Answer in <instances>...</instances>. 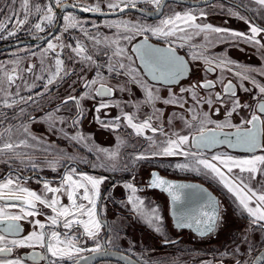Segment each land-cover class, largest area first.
<instances>
[{
    "label": "snow or ice",
    "instance_id": "snow-or-ice-1",
    "mask_svg": "<svg viewBox=\"0 0 264 264\" xmlns=\"http://www.w3.org/2000/svg\"><path fill=\"white\" fill-rule=\"evenodd\" d=\"M102 2L109 10L108 14L115 15L117 12L122 14L127 9H137L145 17L156 15L159 19L156 23H147L144 20H108L103 26L114 28L116 31L111 36H101L99 31L95 35L91 34L84 27L85 21H81L72 13L65 14L61 35L50 34L46 47L40 49L39 74L34 72V64H29L27 68L21 70L20 58L11 61L13 65L11 69L0 63V108L14 109L20 104H28L29 101L35 103L32 95L27 98L22 96L19 85H16L17 80H23L21 71L33 73L36 81L45 80L44 73L48 74L43 85L44 92H38L36 96H44L51 85L75 74L74 69L66 68L65 60L61 58L62 50L69 49L73 55H69L68 60L84 65L81 73L85 70H94V75L90 79L82 75L79 77L85 89L81 95L69 94L61 100L63 106L74 105L75 115L71 119L70 127L79 128L86 117L84 101H97L99 98L93 108L88 110L94 111L93 121L96 124L113 132L123 125L132 129L136 136L149 141V150L136 154L133 163L156 157H183L184 162L174 165L176 169L210 175L234 198L236 208L242 215L246 214L249 221L248 228L241 233L239 243L230 251L234 264H264V239L257 242L250 238L255 232L264 237V84L252 75L257 73L264 76V67L257 69L239 64L226 53L214 56L204 54L207 48L215 46V43H232L238 46L242 42L256 48L264 59V26L252 22L250 18L232 9H229V13L248 26L247 32L201 23L200 21L206 20L208 16V12L203 8L178 11L168 0H102ZM250 2L257 6L255 10L264 17V0ZM15 3L16 0H12V4ZM204 3L209 7H215L209 0H204ZM139 4L150 6L152 11L138 9ZM53 5L57 8L69 7L62 4L61 0H51L44 6L32 4L30 0H21L20 12L11 9L9 15L5 17L8 21L15 19L13 25L15 31H7V36L0 35V39L15 36L28 23L29 16L39 13H43L39 16L40 22L33 25L37 32L45 31L43 26L45 23L54 26L56 14ZM71 7H79L83 12L105 15L101 8V0L91 5L73 4ZM20 13H23L22 19L19 18ZM92 27L98 28L99 25L93 22ZM77 28L88 41L92 42L94 50L92 53L80 39L76 40L74 46L63 41V33ZM6 29L5 22L0 21V33ZM213 34L215 41L212 38ZM199 36H203L204 42L192 44V40ZM153 38L162 41L163 44L152 43ZM186 46L190 49L188 60L179 54V50ZM50 54H54V65L46 63L50 59ZM31 55L36 56L37 53L32 52ZM101 57H106V61L101 62L98 59ZM195 61L206 65L204 72L215 73L219 70V75L216 79L193 80L191 65ZM225 72L231 73L237 83H233L232 80L225 82L223 75ZM145 76L150 77L151 81L167 85V97L162 96L160 89L149 83ZM119 77L126 79L123 83L119 80L115 85L110 83L111 79ZM184 78L189 79L187 87L180 84ZM245 81L252 87L245 86ZM130 85L139 88L144 96L143 100L125 102L131 104L135 109L133 112L124 111L119 101L105 99L113 97L117 91L131 94ZM13 86L17 89L15 92L10 91ZM174 86L179 87V93L174 90ZM217 86L220 91H215ZM35 87V81L31 84L24 81L23 90L31 92ZM238 90L248 94L249 99L242 101ZM189 100L192 102L191 106L185 107ZM157 102L185 110L187 117L180 115L179 119L183 122L186 132L173 131L171 135L165 133L163 125L159 123L164 113L162 109L156 108ZM144 105L151 106L153 111L141 118L139 113ZM205 105L207 110L204 108ZM109 108H120V114L108 117L104 110ZM59 112L60 106L39 119L47 123L52 130L63 133L65 138L78 144L91 140V136H86L80 131L69 136L64 128L57 129V122L62 125L67 123L64 117L57 115ZM244 112L247 115H241ZM221 113L222 120L214 118ZM234 115L240 116L238 123L233 122ZM20 116H25L23 107L19 108L12 119ZM175 118L176 114L168 118L170 126ZM7 119V114L0 112V161L10 165V161L18 160L24 167L37 169L39 165L32 155L18 151L21 148L35 149L44 143L29 127L37 118L26 116L27 122H20L18 125L9 123L4 127ZM154 120L157 121L156 126H153ZM148 131L153 133V136H146ZM157 133L167 138L157 142L154 139ZM33 141L36 143H32ZM124 144L125 141L117 136V146L113 149L95 145L88 147L89 152L96 154V161L90 166L117 171L120 148ZM221 145H226L228 149H239L246 155L236 156L228 151L211 152ZM43 150L48 151V148ZM63 160L89 163L84 157L68 155L61 149L53 160L47 161V165L55 172L62 166ZM124 170H127V165ZM106 179L104 176L97 177L82 172L75 166H67L55 186L44 180L42 190L38 193L26 186V178L13 175L10 166L9 174L0 179V264L28 262L92 264L97 257L119 254L112 252V249L119 247L117 244L119 235L110 230L106 221L101 218L103 214L101 201L105 199L102 196L101 185ZM147 187L160 189L168 194L174 209L175 226L179 229H192L198 235L205 236L216 232L225 223V206L210 194H207L204 203L194 210H185L182 205L177 207L183 199L182 190L193 187L191 185L174 183L152 172ZM123 188L129 193L124 202L125 206H131V211L143 223L164 236V220L159 209L146 207L145 201L137 195L138 190L143 189H138L133 182H125ZM64 198L67 203L64 202ZM44 209L50 210L51 214L44 212ZM39 216H44V220L38 219ZM25 224L29 225L27 230ZM60 227L63 231L58 230ZM87 241H91L92 246H88ZM164 242L174 243L167 238ZM241 245L246 247L242 250ZM121 259L127 260V264H133L123 255Z\"/></svg>",
    "mask_w": 264,
    "mask_h": 264
},
{
    "label": "rangeland",
    "instance_id": "rangeland-1",
    "mask_svg": "<svg viewBox=\"0 0 264 264\" xmlns=\"http://www.w3.org/2000/svg\"><path fill=\"white\" fill-rule=\"evenodd\" d=\"M62 1H69L72 2L73 4H79L81 6L85 5H91L95 4L98 2V0H61ZM51 0H30V3L32 4H40L41 6H44L45 4L50 3ZM20 3L21 0H16L15 5L12 4V0H0V21H4L5 24L7 25V29L0 33V35L7 36V31H15V28L13 25L15 24V19L12 21H8L5 19L10 13L11 9H14L17 12H20ZM173 8H175L178 11H183L189 8H203L205 11L208 12H213L212 16H209L213 21L215 20L214 12H226V8L223 10L216 9L215 7H209L208 5L205 6H185V5H179L177 6L176 3L174 2H169ZM246 7L249 8L251 15L259 22L261 20H264V17L260 15V13L255 10L257 6H255L253 3L250 2V0H245L243 2ZM212 5L219 6L220 2L215 1L214 3H211ZM141 7H149L144 4H139ZM138 5V6H139ZM220 7V6H219ZM229 8V6H226ZM101 8L102 9H107L106 5L102 2L101 0ZM218 8V7H217ZM231 8V7H230ZM229 8V9H230ZM234 10V9H233ZM167 11V9H166ZM237 11V10H234ZM241 15L247 16L238 11ZM67 13H72L75 15L78 19L81 21H85L84 27L88 29V31L95 35L97 31L103 35H108L111 36L116 30L109 29L107 27H104V22L108 20H114V19H127V20H144L147 23H156L158 22V19L152 20L148 17H145L143 15H140L135 12H125L119 15L115 16H110V17H93V16H87L83 15L77 12H74L72 10H67L64 11L61 15V19L59 22V26L56 30V32L53 35H61L62 33V26L64 24L63 16ZM43 13L35 14L29 16L28 23L21 28L15 36L12 37H7L6 39H0V43L6 42V41H11L16 38H24V37H34V36H39L43 34L46 30L52 27V25L48 24H43L45 31L43 32H37L36 29L33 27V25L37 22H40L39 16L42 15ZM210 15V14H209ZM222 16H219L218 18H221ZM19 18H23V13H20ZM95 22L97 25H99L98 28H93L92 23ZM228 21H226L227 23ZM217 23H221V20L218 21ZM219 25V24H217ZM234 27L232 28L231 27ZM216 26V25H214ZM218 27H221L220 25ZM224 28H229L235 31H241V32H247L248 31V26L246 25V28L242 26V22H238L235 24H230V22L227 23V25L223 26ZM215 35V34H214ZM50 38V37H49ZM48 38V39H49ZM47 39V40H48ZM62 39L65 43H71L73 46L76 43L77 39H80L88 48V51L92 53L94 50L92 48V42L88 41L86 37H84L81 33V31L77 29H70L67 33H63ZM47 40L36 47H30V45H21V46H16L13 48H10L8 50L0 52V63H3L5 67L8 69H11L13 67L11 61L16 60L17 58H20V63H19V68L21 70L27 68L29 64H34L35 69L34 72L36 74L40 73V61H39V56H40V49L42 47H46ZM192 43V42H191ZM195 44H202L203 42L199 41H194ZM230 43H215V46H209L207 48V51L204 53L207 56H212L216 51H221L222 53H225V50L227 46ZM239 45H242L245 50L251 51L253 47L251 45L245 44V43H239ZM222 46L221 48H218ZM218 48V49H217ZM239 48V47H237ZM184 51L188 55V59H190V49L188 46L183 48ZM181 49V50H183ZM241 49V47H240ZM57 51H61L60 49H57ZM203 51V49H201ZM238 53L232 54L234 56L233 60L238 62L239 64L242 65H253L254 60L252 59L253 55H249V53L246 55L239 49H237ZM35 52L37 53L36 56H32L31 53ZM236 52V51H234ZM69 55H73L71 51L67 48L62 50V59L65 60V66L68 69H74L75 74L70 75L68 77H65L62 81H58L54 83L53 85L50 86V90L44 95V96H36V93L38 92H44V83L46 82L47 79V73H44L45 80H35V75L33 73H28L21 71V75L23 76V80H17L16 85H19L21 89V95L27 98L29 95H32L34 100L37 101V104L39 101L42 103L41 107V114L42 117L45 115L47 112H51L48 105V102L50 100H55L56 102H60L58 106H60V112L57 113L58 116L63 114V109L65 108L63 105H61V100L62 98L66 97L67 95H81L85 89L82 87V83L80 80V76L82 75L84 78L90 79L94 75V70H85L83 73H81V69L84 68L83 64L80 63H74L73 61L68 60ZM256 55H257V60L261 61V54L256 50ZM54 54H50V59L46 61L47 64L54 65ZM78 59V58H77ZM101 60V62L106 61V57H101L98 58ZM203 63L200 61H195L192 62L191 68H192V79H201V78H208V79H216V76L219 75V70H217L216 74H209L204 71H202L203 68H200L199 66L202 65ZM53 71L55 70L54 67L52 69ZM239 71V69H236ZM107 75V73H105ZM224 76H228L234 79L235 82L237 83L236 78L229 72H225L223 74ZM252 75L255 76V78L261 83V76L258 75L257 73H252ZM125 77H119V78H113L111 79L110 83L115 85L117 83V80H119L120 83H123ZM146 79V78H145ZM27 81L29 84L33 83L35 81L36 87L32 89L31 92L24 89V81ZM75 81V83H73ZM149 83H151L149 81ZM154 84V83H152ZM180 84L182 86L187 87L189 84V79L185 78L180 81ZM157 88L160 89L161 95L164 97H167V85H159V84H154ZM251 84L245 81V86H250ZM131 88V94L128 92H115L113 97L110 98H105L107 100H113V101H119L121 106L124 108V111L127 112H133L135 109L131 107V104L125 103L126 101L131 100L132 102H135L137 100H143L144 96L142 91L135 87L134 85H130ZM17 89L15 86H13L10 91L15 92ZM174 90L179 93V87L174 86ZM240 93H242L240 91ZM242 101L243 96H241ZM185 98L187 99V95L185 94ZM99 98H97V101H92V100H86L84 101V108L86 110V117L83 119L81 122L79 128H73V127H66L64 124H60L57 122L56 126L57 129L59 128H64L66 131H70L72 135H74L77 131L82 132L86 136H91V140H88L84 143V146L92 147L93 145L99 146L101 148H108V149H113L117 146V136L121 137L124 141L125 144L121 146L120 148V155L118 159V165L119 168L117 171H108L110 173H114L115 177L121 178L122 175L124 174L127 176V182H130L133 180V178L140 179L138 175L141 174V172L144 174L143 171L144 169L141 166H144L146 168L150 167V164L156 165L161 171H165V173L169 175H181L183 176H196L201 179H206L209 180L212 177L210 175H205L203 172L200 174H197L196 172L192 171H181L178 170L174 167L176 163H182L184 162L183 157H167V158H161V157H156V158H151L148 160H141V161H136L133 163V157L141 152H145L146 150H149V141L146 140L144 137H138L136 136L133 132L132 129L127 128L126 126H121L116 132L104 129L100 127V125L96 124L93 121V115L94 111H88L89 109L93 108V105L98 102ZM30 104L32 105V101H30ZM44 104V105H43ZM192 102L189 100V103L185 107L191 106ZM24 104L18 105L17 108L22 107ZM71 105V104H69ZM56 106L55 109L58 107ZM33 107V106H31ZM156 108L162 109L163 110V117L159 121L160 124L163 125L165 133L168 135H171L173 131L176 132H186L184 129L183 122L179 119L180 115H184L187 117V113L185 112L184 109L179 108L178 106L174 105H164L161 102L156 103ZM205 110H207V106H204ZM1 109V108H0ZM108 113V117H115L120 114V108H109L104 110ZM153 108L149 105H144L142 107L141 112L139 113L140 117L143 118L145 115L152 113ZM1 112V111H0ZM73 113L75 115V108L73 107ZM173 114H176V117L171 126L168 124V118L172 116ZM16 115L13 114V116ZM103 116V112L101 113ZM242 115V114H241ZM108 117H104L107 119ZM215 119H223V114L221 113L220 116L214 117ZM240 120V116L234 115L233 117V122L237 123ZM15 122H18L14 120ZM25 121H27L25 119ZM11 124V123H10ZM16 124V123H15ZM14 124V125H15ZM19 124V123H18ZM9 125L8 121L5 120L4 122V127ZM157 125V121H153V126ZM44 133H41V136H44ZM146 136H153V133L150 131L146 132ZM159 137V138H157ZM167 137L166 136H161L158 133L155 135L154 139L157 142L165 140ZM80 145H83L81 143ZM216 151H225L224 149H217L213 150L211 152H216ZM209 153V155L211 154ZM94 153V152H93ZM94 156L96 158V154L94 153ZM125 165H127V170H124ZM141 165V166H140ZM171 165V166H169ZM140 168V169H139ZM141 170V172H139ZM163 171V172H164ZM136 173V175L134 174ZM142 174V175H143ZM125 182H123L124 184ZM219 184V183H218ZM220 185V184H219ZM223 189V187H222ZM120 191V189H119ZM222 192L226 194V190L223 189ZM107 192V219H108V226L109 229L112 230L114 233H118L119 239H121L122 244H120L119 239L117 240L118 246L120 248H123L125 251H127L130 255L132 254L134 257L137 259L147 262V264H208V262H211V264H221V261L223 264H234L233 258L230 254V251L234 248V246L239 243L241 233H243L247 228L249 221L247 218L243 219L241 222L239 221H231L229 228L223 229L222 227L218 229L217 234L214 236L210 235L206 238L202 239H196L194 238L190 233L185 232L184 233L181 231L180 234H182V239L174 244H161L158 243L157 237L159 238H165L166 236L172 237L173 235L177 234V232H174L171 228L168 230L164 229L165 235L162 236L159 233L154 237L150 235L149 230L150 229L145 223H143L135 214L134 218L130 219L129 216L127 215H122L118 216L117 214H112L109 209V201L115 202L118 207L121 210H131L129 206H125L124 201L122 199H119V197L112 196L109 193L108 196ZM226 196V195H225ZM130 208V209H129ZM113 210V208L111 207ZM165 217V222H168V218H166V215L163 213ZM226 222L228 220H231L229 213H226ZM234 220V219H233ZM141 225V226H140ZM233 230L228 231L230 228H233ZM148 228V229H146ZM146 229V230H145ZM236 229V230H235ZM179 233V232H178ZM251 239L260 242L264 237H261L259 232H255L251 234ZM245 245H241L242 250L245 248ZM224 253H229L228 255H222ZM102 264H112L110 262H105ZM114 264H120V263H114Z\"/></svg>",
    "mask_w": 264,
    "mask_h": 264
},
{
    "label": "flooded vegetation",
    "instance_id": "flooded-vegetation-1",
    "mask_svg": "<svg viewBox=\"0 0 264 264\" xmlns=\"http://www.w3.org/2000/svg\"><path fill=\"white\" fill-rule=\"evenodd\" d=\"M215 1L220 2V4H218L220 7L219 6H215V8L216 9H220V10H223V9L226 8V12L225 13L224 12H218V11L214 12V16L216 17L215 20H217V21H213L210 18H208L209 16L213 15V12H210L209 13L210 15L208 14L207 19L200 21L201 23H211L212 25H216V26L220 25L221 27H223L224 25H227L228 22H230V24H235V23H238V22H242V26L244 28H246V24L242 20L238 19L236 16H233V15H231L229 13V8L231 7L230 9H232V10L234 9V10H237V11H240V12L244 13L247 16V18H250V19L253 18L254 21L256 22V24H258L260 26H264V20H261V22H259L251 15V12H250L249 8L246 7V5L243 3L245 0H211L209 2L211 4V3H214ZM168 2H173V0H168ZM174 3H176V5H177V6H175L176 8L179 7V5H182V6L183 5H185V6H205L206 5L205 3L190 4V3H186V2H177V1H174ZM221 5L223 7H221ZM227 5L229 6V8L226 7ZM139 7H141V6L139 5ZM141 8L151 9L150 6L147 7V8H145V7H141ZM102 10H106V9H102ZM65 11H67V10H65ZM165 11H166V9H165ZM63 12H61V15H62ZM74 12H77V11H74ZM77 13L83 14L81 12H77ZM135 13H137V12H135ZM55 14H56V20H57L58 19V13L55 11ZM138 14H140V13H138ZM61 15L59 17V22H60V19H61ZM83 15H85V14H83ZM140 15H143V14H140ZM219 16H222V17L218 18ZM93 17H98V16H93ZM148 18H150L152 20L158 19V17H155V18L148 17ZM220 20H221V23H217ZM226 21H228V22L226 23ZM251 21L254 22L253 20H251ZM217 24H219V25H217ZM58 26H59V23H58ZM58 26H57V28H58ZM231 27H232V25H231ZM57 28H56V30H57ZM232 28H234V27H232ZM48 30H46L43 34H45ZM56 30L54 31V33L56 32ZM43 34H41V35H43ZM24 38H27V37H24ZM212 38H213V41H215V35L214 34H213ZM17 39H21V38H16V39H13V40H17ZM137 39H139V37ZM13 40H11V41H13ZM46 40L41 41L42 44ZM195 40L199 41V42H204L203 41V36L195 37L192 40V44H195L194 43ZM11 41H6V42H3V43H0V45L8 43V42H11ZM152 41L163 44L162 41H156L155 38H153ZM38 43H40V42H38ZM33 44H36V43H33ZM24 45H29V44H24ZM18 46H21V45H18ZM238 46H240L241 49H240V47L237 48ZM238 46L230 43L227 46L226 50H225V53L227 54V56L231 57V58H234V56L232 54L238 53L237 49H239L240 51H242L246 55L248 53H249V55H253L252 59L254 60V62H256V63H253V64H259L260 63V60L259 61L257 60L256 51H254V49H252L251 51H248V50L244 49V48H247V47H244L242 45H238ZM221 47L222 46H220L218 48H221ZM11 48H13V47H11ZM6 50H8V49H6ZM2 51H5V50H2ZM2 51H0V52H2ZM234 51H236V52H234ZM179 53L183 54L185 56L186 60H188V55L184 51V49L183 50L180 49ZM219 54H222V50L219 51V52L216 51L212 56L219 55ZM199 67L204 69L206 67V65L202 64ZM261 67H264V59H262V58H261ZM203 69H202V71H203ZM211 74H213V78H214V75L216 74V72L215 73H211ZM227 80H232V78H230L228 76L227 77L225 76V82H227ZM232 81H233V83H236L234 79ZM151 83H153V82H151ZM261 83L264 84V76H261ZM154 84H159V83H154ZM159 85H163V84H159ZM248 87L251 88L252 85H250ZM215 91H220L219 86H217ZM241 92L242 93H240V91L238 90V95L239 96L240 95L243 96V100L244 101L248 100L249 99L248 94L244 93L243 91H241ZM41 103L42 102L39 101V103L37 104V101H35V103L32 102V105H31L30 101H29L28 104H24L22 107L25 108V116H20L17 119H12V117H13V114H15V113H17L19 111V108H17L16 110L15 109H3V108L0 109L1 112H4V113L7 114L8 119L6 121H8V123H11L12 125H14L15 123H16L15 125H18V123H20V122H27V121H25L26 116L36 117L37 121L35 123H31L29 125V127H30L32 133L35 136H37L39 138H42V140L44 142L43 144L38 145V147L35 148V149H33V148H27V149L21 148V149H18V151L27 152L30 155H32V157L35 160V162L39 165V167L37 169H32L31 167H24V166H22L20 164V162L18 160L10 161V165L4 163L3 161H0V179H2L3 177H6L9 174L10 166H11V170L13 171V175L23 176L24 178L27 179L26 186L29 187L30 189L35 190L38 193H40L41 190H42L43 181L47 180V181L50 182V184L52 186H55L58 183V181H59L60 177L62 176L63 172L65 171V167H67V166H75L80 171L86 172L88 174H91V175H94V176H97V177H99V176L107 177V179L105 180V183L101 185L102 196L105 197V199H103L101 201V205L103 207V214H102L101 218L103 220H105L107 225H108V219L106 217L107 216V198H106L107 192L111 193L110 195L119 197V199H122L124 202H126L127 196L129 195V193H128L127 190H125L123 188V182H127L126 180H127L128 177L123 174L122 177L119 178V177H117V175L115 177L114 173L107 172V170H105L103 168H92L90 166V164L92 162H95L96 158H95L93 152H89L88 151V146H84V143H83V145H80V144L76 143L75 141H72L71 139L65 138L63 133L52 130L47 123H43V122L40 121L39 118L42 117V114H41L42 104ZM59 103L60 102H56L55 100H50L48 102V105H46V106L49 107L50 111H54L55 107L58 106ZM31 106H33V107H31ZM64 107L65 108L62 110L63 114L60 115V116L64 117L65 120L67 121V123L64 124V126L67 129L68 127H70L71 119L74 117V113H73L74 105L71 104V105H67V106H64ZM242 115H247V113L244 112V113H242ZM14 120H16L18 122H15ZM56 128H57V126H56ZM66 132L68 133L69 136L72 135V133L70 131H66ZM41 133H44L45 135L41 136ZM157 138H159V137H157ZM32 143H36V142L33 141ZM44 148H48V151H44L43 150ZM61 149L63 150L64 153H66L68 155L82 156L85 159H87L89 161V163H73V162L68 161V160H63V161H61V165L62 166L58 167L57 171H55V172L52 171L51 168L47 165V161L53 160L54 157L56 156L57 152H59ZM217 149H224L225 151H228V152H230V153H232L233 155H236V156L246 155V153H244L243 151L231 150V149H228L225 146L217 147L215 149H212L211 151L217 150ZM141 167L146 169L145 171H143L144 174L140 170L139 172H141V174L138 175L140 177V179L134 178L133 180L130 181V182H133L137 186L138 189H143V191H139L138 190L137 195L139 197H141L145 201V206L146 207H156V208L159 209V212H160V214H161V216L163 217V220H164V229L168 230L169 228H171L174 232H177V234L173 235L172 237H170V236L169 237L166 236L165 238L157 237L156 239H157L158 243H161V244H174V243L180 241L182 239V234H180L181 231L183 233H184V231L190 233L196 239H202V238H206V237H208L210 235H212V236L214 235L215 236L217 234L218 230L216 232L212 233V234H209V235L196 236L189 229H186V228L177 229L176 227H174L173 224L171 223V220H170V217H169V214H168V199H167V196L162 191L146 187L147 178H148L149 172L151 170H157L160 174L165 175V176L170 177V178L195 180V181H198V182L204 184L216 196V199L219 200L225 206V223L222 226L223 229L227 230L229 228V225H230L231 221H238L239 220L241 222L243 219L246 218V214L242 215L239 212V210L236 208V205L233 203V199L234 198L229 193H227V191H226V194H224L222 192V190H223L222 186L219 185L218 182L216 180H214L213 178H211L209 180H206V179H201V178L196 177V176H194V177H192V176H183V177H181V175H169V174L165 173L164 170H163L164 171L163 172V171H161L162 169H160L156 165H152V164H150V167H148V168H146L144 166H141ZM134 174L136 175V173H134ZM113 185H116V186L113 187ZM119 189H120V191H119ZM109 193H108V196H109ZM64 202L67 203L66 198H64ZM116 206L117 205L115 204V202L109 201V207H110L109 211L111 213L113 212L112 214H117L118 216L127 215V216H129L130 219L134 218V213L131 210H125L124 211V210L119 209ZM40 207H42V206H40ZM111 207L113 208V210L111 209ZM129 207L131 208V206H129ZM44 212H46L48 214H51L50 210H48V209H44ZM163 213L166 215V218H168V222L167 223L165 222V217H164ZM226 213H229V216L231 218V220H228L227 222H226V218H227ZM37 218L42 220V221L44 220V216H39ZM239 221H238V223H239ZM24 227L27 230L29 228V225L25 224ZM146 229H148V228H146ZM233 229H234V227L230 228L228 231H231ZM58 230L63 231L62 227H60ZM148 230H149L150 235H152L154 237L157 235V233L154 232L152 229H148ZM101 235L103 236L104 233L102 232ZM166 238L168 240H174V243H163ZM119 241H120V244H122L121 239H119ZM87 244H88V246H92V242L91 241H87ZM112 250H116V251L122 252V253H124V254H126L128 256L133 257L134 259L138 260L139 262L145 264V262L137 259L132 254L130 255L123 248H120V246L117 249H112ZM105 262H110L112 264H114V263L125 264V263H123L121 261H118V260L106 259V258L97 259L94 262H92V264H102V263H105ZM28 264H31V262H28Z\"/></svg>",
    "mask_w": 264,
    "mask_h": 264
},
{
    "label": "water",
    "instance_id": "water-1",
    "mask_svg": "<svg viewBox=\"0 0 264 264\" xmlns=\"http://www.w3.org/2000/svg\"><path fill=\"white\" fill-rule=\"evenodd\" d=\"M174 1H177V2H186V3H190V4L204 3V0H174ZM209 1H211V0H209ZM61 3L64 4V5H68L69 7L57 8V7H55V5H53L54 6V10L58 13V19L55 21L54 26H52L45 34L40 35V36H36V37H40V38L34 39L33 37H27V38H21V39L13 40L11 42H8V43H5V44H1L0 45V51L6 50V49H9L11 47L18 46V45L33 44V43H38V42H41V41L46 40L47 38L50 37V34H53L54 31L56 30V28L58 26V23H59V17L61 15V12L65 11V10H73V11L81 12V13H83L85 15H88V16H98V17H110V16H115V15L121 14L119 12H117L115 15L108 14L109 13V10H107V9L106 10H103V12L105 13V15H100V14L91 13V12H83V11H80L79 7H71V5H73V3L69 2V1H63ZM140 8L141 7L138 6V9H140ZM146 10L147 11H152L151 9H146ZM125 12H137V13L143 14L141 11H139L137 9H127ZM148 17L155 18L157 16L156 15H151V16H148ZM251 20L254 21L253 18ZM152 43L158 44V45H162V43H158V42H154V41H152ZM179 54L182 55V56H184L181 53H179ZM137 64H139L138 61H137ZM145 77L149 81H151L150 80V77H147V76H145ZM151 82L163 84V82H157V81H151ZM221 146H225L226 147V145H221ZM231 150L241 151L239 149H231ZM152 172H156L157 174L161 175L162 177H164L166 179H169V180L173 181L174 183L186 184V185L193 186V187L186 188V189H183L182 190L181 196H182L183 199L181 201V204L177 205V207H181V205H182L185 210H189V211L190 210H194V209L198 208L201 204L204 203V201H205V199L207 197V194H210L212 197H214L216 199V196L204 184H202V183H200L198 181L189 180V179H175V178H170V177H167L165 175L160 174L157 170H151L149 172V176L147 178V184H148V182H149V180L151 178V173ZM147 184H146V187H147ZM157 190L161 191L160 189H157ZM163 193L167 196V199H168V214H169L171 223L173 224L174 227H176L175 226L174 219H173V211H174V209H173V206H172V203H171V199H170V197H168V194L167 193H165V192H163ZM177 229H179V228H177ZM186 229H188V228H186ZM189 230H191V232H193L196 236H200L194 230H192V229H189ZM170 241H174V240H170ZM163 243H165V242H163ZM112 252L113 253H119V254H111V255H108V256H100V257H97L96 260L97 259H103V258H106V259H114V260H118V261H121V262L127 264V260L121 259V255H123V256L127 257L128 259H130L133 262V264H144V263H141L138 260L134 259L133 257L128 256V255L122 253V252H119V251H116V250H112Z\"/></svg>",
    "mask_w": 264,
    "mask_h": 264
},
{
    "label": "crops",
    "instance_id": "crops-1",
    "mask_svg": "<svg viewBox=\"0 0 264 264\" xmlns=\"http://www.w3.org/2000/svg\"><path fill=\"white\" fill-rule=\"evenodd\" d=\"M238 47H240V46H238ZM253 49H254V51H256V48L253 47ZM229 58L233 60V58H231V57H229ZM246 65H248V64H246ZM250 66H253V67L257 68V69H260L261 68V61H260L259 64H253V65H250Z\"/></svg>",
    "mask_w": 264,
    "mask_h": 264
},
{
    "label": "trees",
    "instance_id": "trees-1",
    "mask_svg": "<svg viewBox=\"0 0 264 264\" xmlns=\"http://www.w3.org/2000/svg\"><path fill=\"white\" fill-rule=\"evenodd\" d=\"M40 44H42V42H40V43H36V44H29L30 45V47H36V46H38V45H40ZM28 45V46H29Z\"/></svg>",
    "mask_w": 264,
    "mask_h": 264
}]
</instances>
